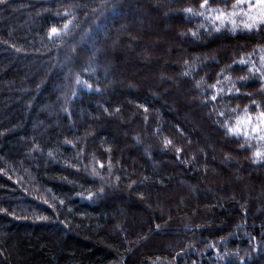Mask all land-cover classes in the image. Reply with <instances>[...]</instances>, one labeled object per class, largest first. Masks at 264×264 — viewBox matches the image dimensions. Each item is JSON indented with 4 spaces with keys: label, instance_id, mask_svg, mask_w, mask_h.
<instances>
[{
    "label": "trees",
    "instance_id": "trees-1",
    "mask_svg": "<svg viewBox=\"0 0 264 264\" xmlns=\"http://www.w3.org/2000/svg\"><path fill=\"white\" fill-rule=\"evenodd\" d=\"M153 1L200 123L166 81L121 78L129 0H0V264H264V26L214 19L237 0Z\"/></svg>",
    "mask_w": 264,
    "mask_h": 264
},
{
    "label": "rangeland",
    "instance_id": "rangeland-1",
    "mask_svg": "<svg viewBox=\"0 0 264 264\" xmlns=\"http://www.w3.org/2000/svg\"><path fill=\"white\" fill-rule=\"evenodd\" d=\"M129 1L131 2V5L133 4V9L135 8L139 14L134 13L133 15H129V10H126V23L133 25V27L135 26L137 33L124 35L125 40L122 41L121 44H118V37L122 36V32L118 30L117 35H114L111 41L109 42V46L112 47V49L115 50L117 53L122 54L125 61L127 62V69L120 71L121 78L124 80L125 83L130 80L139 83L140 79L143 82H153V84L157 85V88L160 92H163V87H165L163 82L166 81L167 85L170 86L173 91V96L178 99L183 97L186 99L188 113L191 115V118H193V121L199 122L200 119L197 118L198 115H196L194 112V94L191 87L188 88V86H181L182 83L179 79V76L173 74V72H171L170 70V68L174 65L173 60H171V58L166 55L167 53L165 50L163 51L162 49V52L160 48L158 49L159 45L164 43L166 45H169V47H173L172 43H168L171 38V29L165 17L164 10L162 8L160 9L159 7H157L156 3L153 0ZM157 3H160V1ZM135 4H139V6ZM251 5H253V7H249V4H245V6L241 5L239 8L229 12L237 13L236 16H228L224 20H226L231 26L243 27L245 23H252L256 18L264 16V6L260 5L258 3V0H254V4ZM139 16H142L141 20ZM233 19H235L236 21L235 25L231 23V20ZM158 22L160 23L161 28L157 27ZM144 29H151L153 31L149 35L147 34L144 39H141L140 30L142 31ZM157 49L160 51H157ZM109 55L110 54H108L107 56ZM198 113L201 114L200 111ZM121 122V119L115 120V126L117 128L118 134L121 136L128 135L129 133L127 130V126L122 125ZM211 133V130L206 129L205 132L203 130V134L207 137V140H209V142L211 140ZM125 145L127 146V144ZM217 182L218 183H216L215 185L217 186L216 188H218L220 191L222 189L224 190V188L220 184V181Z\"/></svg>",
    "mask_w": 264,
    "mask_h": 264
},
{
    "label": "snow or ice",
    "instance_id": "snow-or-ice-1",
    "mask_svg": "<svg viewBox=\"0 0 264 264\" xmlns=\"http://www.w3.org/2000/svg\"><path fill=\"white\" fill-rule=\"evenodd\" d=\"M247 0H237V2L235 4L232 5L233 8H239L242 4L246 3ZM258 3L262 6H264V0H258ZM208 5V0H202L201 4H200V7L201 8H205L207 7ZM249 7H253V5L249 4ZM184 12L186 13H193V9L191 7H188V8H185L183 10ZM213 10L212 9H209V12L211 13ZM215 11H218L219 12V15L215 16L214 19L217 20V21H220V20H223V19H226L228 16H236L237 13H226L224 12L223 10H220V9H216ZM198 15H202L203 13H197ZM231 23H233L235 25L236 21L235 19L231 20ZM260 26H264V16H261L259 18H256L252 23H245L243 25L244 29H247V30H252L254 28H257V27H260ZM65 28H67V24L64 26ZM217 31L219 30L218 28L216 29ZM233 31H235V28L233 29ZM53 33H56L58 34V30L53 27L50 31V35L53 34ZM193 35H196L195 32L192 33ZM240 63H246V61L242 58L240 61ZM223 71V70H222ZM249 72L251 73L252 72V69H249ZM255 73H258L259 74V78L261 80H264V72H261V69L260 68H255ZM249 77L247 76H244V77H239L238 79L242 80V81H246L248 80ZM225 79H228V77H225ZM217 83H219V81H217ZM89 87H91L89 85ZM210 87H213L215 88L216 85H211ZM233 89H229V91H232ZM262 90H264V85H262ZM222 91V89H221ZM236 92H239V89L236 88L235 89ZM246 95L248 96H251L252 94L251 93H247ZM212 100H216L217 99V96L216 95H213L211 97ZM252 104L259 108L260 105L257 104L256 101H252ZM247 108V106H245ZM221 116L224 115V113H220ZM259 116L260 117H264V112H260L259 113ZM248 122L251 123V118L249 117L248 118ZM261 123H264V120L261 121ZM224 127H226L227 129V132L231 135H240V134H243L245 137H248V132L247 131H243L241 132V128L239 126V122L237 123L236 126H229V123L228 121H225L224 122ZM251 131L253 133H256L257 134V138L260 139V140H264V135H260L261 133H264V127H252L251 128ZM167 143H171V141H168ZM177 151H180V149H177ZM253 157L255 159H259V160H264V152H261L260 150H257L253 153ZM102 191V190H101ZM91 195V193H90Z\"/></svg>",
    "mask_w": 264,
    "mask_h": 264
}]
</instances>
